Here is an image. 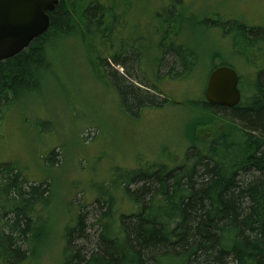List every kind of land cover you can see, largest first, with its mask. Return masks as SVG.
Instances as JSON below:
<instances>
[{
    "label": "trees",
    "instance_id": "obj_1",
    "mask_svg": "<svg viewBox=\"0 0 264 264\" xmlns=\"http://www.w3.org/2000/svg\"><path fill=\"white\" fill-rule=\"evenodd\" d=\"M135 4V0H59L49 14L48 31L26 51L0 62V128L5 111L20 101L19 110L27 107L25 99L33 100L43 90L42 82L56 79L58 71L72 76L63 67H71L76 49L84 50L81 60L98 70L99 80L117 87L130 108L127 116H137V106L170 103L164 94V100L156 101L150 93L158 91L157 84L140 78L141 36L132 33L124 40L120 35ZM151 6L158 11L160 32L155 48L149 50L158 55L155 77L161 79L163 64L172 56L168 71H179L164 73L165 77L186 81L202 60L201 53L177 43L184 15L192 12L184 8L183 0ZM140 19L137 13L133 16L136 23ZM204 20L205 27L221 29L230 37L242 55L262 59L248 94L241 90L242 101L233 108L213 106L204 96L185 102L190 114L184 127V155L166 151L155 161H140L137 168L113 169L108 182L95 185V203L108 205L94 223L100 228L96 246L87 250L73 246L78 228L84 226L83 216H77L63 229L65 247L58 264H264V30L242 24L228 30L230 22ZM163 27L170 29L165 32ZM227 59L223 52L213 54L209 74L229 66ZM111 63L124 73L112 69ZM249 63L256 65L255 60ZM137 82L147 87L145 93ZM36 124L41 134L50 125L44 120ZM56 156L55 150L41 155L44 164L49 162L42 181L29 180L14 161H0V264H28L46 248L52 222L44 215L53 196L48 176L57 166Z\"/></svg>",
    "mask_w": 264,
    "mask_h": 264
},
{
    "label": "rangeland",
    "instance_id": "obj_2",
    "mask_svg": "<svg viewBox=\"0 0 264 264\" xmlns=\"http://www.w3.org/2000/svg\"><path fill=\"white\" fill-rule=\"evenodd\" d=\"M135 1L137 4L127 13L128 24L120 35L124 40L129 39L132 33L141 36L139 62L145 75L139 69L140 78L147 79L144 81L146 84H157L158 91L154 89L155 92L150 93L156 101L161 102L167 97L170 103L156 108L137 106L138 115H132L133 118L127 116L125 111L130 108L124 105L117 87L99 80L98 70L90 62L81 60L80 53L84 50L76 49L69 61L71 67L63 64V71L71 72L72 76L58 71L56 79L42 82L43 90L33 95V100L32 97L25 99L27 107L19 110L20 101L5 111L0 128V161H14L22 167L29 180L42 181L47 177L44 165L46 167L49 162L44 164L41 155L55 150L58 160L53 174L48 176L53 190L52 203L44 215L52 222L49 242L41 255L28 264H58L65 247L63 229L72 225L77 216H83L84 226L78 228L73 246L85 250L96 246L100 228L94 223L100 211L108 205L107 202L101 206L95 203V185L108 182L113 169L137 168L140 161H155L166 151L184 155V127L190 114L184 103L205 96L213 54L223 52L228 55L229 67L243 77V86H240L245 94H248L251 79L262 67V59L256 54L245 57L241 50L234 49L232 39L224 36L221 29L205 27L202 22L210 17L218 22L221 19L220 23L230 22L228 30L232 25L241 24L264 30V0H183L184 8H190L192 15H184L177 43H184L201 53L202 59L198 70L186 81L165 77L164 73L179 71L175 67L168 71L169 64L174 61L172 56H167L161 79H157L154 58L158 55L149 54V50L155 48V39L160 36L155 17L158 11L151 5L155 3L161 7L167 0ZM116 10L120 11L119 8ZM136 13L141 17L137 23L133 20ZM169 29L163 27L165 32ZM240 40L246 43L242 37ZM107 54V51L102 52L104 57ZM252 60L256 65L249 63ZM111 68L124 73L123 68L113 63ZM70 77L78 82L74 84ZM137 86L145 93L147 87L138 82ZM66 98L72 104H68ZM41 120L50 124L42 134L36 124ZM179 142L183 143L180 148L177 147ZM131 189L135 191L137 185ZM116 206L118 209L121 205Z\"/></svg>",
    "mask_w": 264,
    "mask_h": 264
},
{
    "label": "water",
    "instance_id": "obj_3",
    "mask_svg": "<svg viewBox=\"0 0 264 264\" xmlns=\"http://www.w3.org/2000/svg\"><path fill=\"white\" fill-rule=\"evenodd\" d=\"M59 0H0V62L27 50L50 27L49 13ZM240 78L232 68L217 67L211 72L205 91L206 101L233 108L241 102Z\"/></svg>",
    "mask_w": 264,
    "mask_h": 264
},
{
    "label": "bare ground",
    "instance_id": "obj_4",
    "mask_svg": "<svg viewBox=\"0 0 264 264\" xmlns=\"http://www.w3.org/2000/svg\"><path fill=\"white\" fill-rule=\"evenodd\" d=\"M226 67H229V66H226ZM229 68H232V67H229ZM233 69V68H232ZM235 70V69H234ZM236 71V70H235Z\"/></svg>",
    "mask_w": 264,
    "mask_h": 264
}]
</instances>
